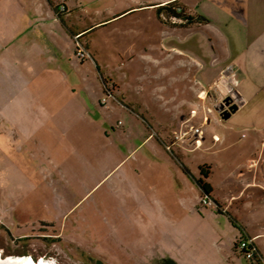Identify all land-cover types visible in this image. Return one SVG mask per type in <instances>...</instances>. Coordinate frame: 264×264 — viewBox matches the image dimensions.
I'll list each match as a JSON object with an SVG mask.
<instances>
[{
  "label": "rangeland",
  "instance_id": "rangeland-1",
  "mask_svg": "<svg viewBox=\"0 0 264 264\" xmlns=\"http://www.w3.org/2000/svg\"><path fill=\"white\" fill-rule=\"evenodd\" d=\"M9 1L1 3L8 7ZM67 2L68 7L76 4L78 10L70 13L61 6L54 10L55 18L48 20L37 18L46 16L47 6L50 9L47 0H39V6L38 0H28L33 9L28 3L23 9L30 16V28L20 32L26 35L36 29L39 34L34 45L25 46L23 60L25 65L31 61L36 74L31 76L23 71L16 77L7 75L13 70L11 67L0 70V117L15 116L11 110L16 105L15 99L18 100L22 106L19 125L34 136L30 140L0 142V243L4 238L10 248L21 242L45 248L54 246L50 250L65 251L72 259L86 263L88 258H99L102 264H110L104 256L112 244L121 264H246L232 247V235H237L238 230L226 219L206 217L204 213L214 209L205 210L201 206L202 197L200 193L197 197L195 189L192 194L183 190L181 199L179 184L186 181L180 168L187 167L191 172L205 169L208 174L213 168L216 174L212 183L218 184L223 171L239 164L237 157L228 154L252 149L249 144L253 134L240 131L238 124L243 122L247 129L249 123L260 121L264 118V107L242 96L237 87L246 104L227 122L208 111L200 91L189 109L175 110L171 104L165 108L170 99L177 103L174 90L189 89L182 77L186 70H178L177 62L187 66L189 82L193 86L197 83V90H204L216 75L224 72L225 69L214 65H219L227 55L223 43L227 34L222 25L228 19L220 11L212 12L208 14L212 20L207 24L188 28L185 19L197 16L174 4L165 6L161 13L152 7L154 1ZM130 9L134 10L126 15L132 14L130 17L114 20ZM12 10L14 23L27 22L17 8ZM164 14L182 23L166 21ZM137 21L138 25L132 23ZM32 23L36 24L33 28ZM159 24L188 29L167 31ZM164 31L166 40L161 36ZM181 38L190 47L176 44ZM174 49L184 50L188 58L178 60ZM35 53L41 58L31 60ZM62 61L64 66L60 64ZM13 64L15 68L21 62L13 59ZM48 65L54 66V72H47ZM160 87L163 88L159 90ZM114 95L124 99L133 113L114 104ZM83 112L88 116L83 117ZM138 117L152 128L149 141L147 128L139 123ZM82 119L95 130L114 128L119 123V130L125 131L126 136L118 137L114 135L116 131L108 129L111 138L96 139L94 143L99 149L94 155L88 149L91 142L82 140L86 136L82 135L86 132ZM162 127L165 134L160 136ZM228 127L233 128L234 137L224 141V130ZM9 132L4 124L0 125L1 135L7 133V137L12 133ZM173 134L178 140H174ZM16 135L19 134L8 139ZM196 139L200 145H195ZM82 145H85L83 158ZM165 147H170V152ZM116 150L118 157L114 154ZM94 161L95 165H101V172L88 168ZM116 164L127 170L135 166V173L125 174L121 182V173H111L110 167ZM78 168L84 171L80 174L85 184L83 193H90L82 202L63 180L66 172ZM93 178L102 183L95 190L89 184ZM32 191L37 199L24 201ZM63 198L74 209L67 221L62 220L63 208L58 206ZM81 215L94 218L82 222ZM45 217L63 227L64 238L71 243L65 239L54 243L50 236L37 237ZM93 224L100 239L98 246L91 248L88 241L95 242L91 237Z\"/></svg>",
  "mask_w": 264,
  "mask_h": 264
},
{
  "label": "crops",
  "instance_id": "crops-1",
  "mask_svg": "<svg viewBox=\"0 0 264 264\" xmlns=\"http://www.w3.org/2000/svg\"><path fill=\"white\" fill-rule=\"evenodd\" d=\"M145 1H154L152 7L154 9H158L159 10L158 12L162 13L163 8L165 6L174 4L175 6L180 7L182 11H184L185 13L192 12L194 13L195 16L201 17L202 19L208 22L212 20V18L208 16V14L212 12L220 11L228 19V22H225L222 25V28L225 29V32L227 34L224 35L225 40L223 41V43L226 44L227 46L226 47L227 55L223 58L222 61L219 62V65H214V66L217 68H221V70L224 69L226 70V68L229 67L234 68L236 80L238 82V89H240V92L243 94L242 96L245 95L247 98H250V100H252L253 102L259 103L261 107H264V105L262 104L264 103V0H145ZM9 2L10 5L8 7H4L5 4L1 3L0 0V61H1L0 70L6 71L7 67H11L13 70L7 72V75H13L17 77L20 76L23 71H27V75L30 74L31 76H34L36 74L35 67L31 65V61H29V63L25 65V62L23 60V52L26 45H31V44L34 45L35 42L34 39L37 38L39 31L33 29L36 32L34 33L33 31L31 32L29 31L26 33V35L28 34V36L23 35V33L20 32L21 29L30 28V25L28 24L30 16L28 17V11L23 9L24 5L28 3V0L25 1L10 0ZM47 2L50 9L47 6L45 11L46 16L40 17L38 15L37 16L38 19H43V18H46L48 20L51 18L54 19L55 18L54 10L58 9L61 6L64 7L66 10H68L70 13H72L74 9L78 10L76 8V4L74 3L73 5L68 7L67 4L69 3L68 2L66 3V0H57L55 3H52L51 0H47ZM10 6H12L11 9ZM38 6H39V0H38ZM13 8H17L21 12V14H24L27 22H22L21 25L19 22L14 23L13 22L14 11L12 10ZM31 8L33 9L32 6ZM81 10H82V6H80V15L82 12ZM34 12L36 15L38 14L37 8L36 10H34ZM133 12L134 10L130 9L125 13H122L120 16L116 17L114 20L121 21L127 17H130L132 14L129 16L126 15ZM70 13H67L66 15L69 17ZM68 17H66V19ZM51 22L52 24H54V20H52ZM132 23L138 25L140 21L132 22ZM36 24L39 25V21L36 22ZM35 25L32 23L31 28H33V26ZM159 25L161 26V28H164V30L167 31L168 29L176 30V29H188L195 27V26H190L188 28H184V27L178 28L170 25H165V26H163V24H159ZM161 36L163 37V40H166L168 38L167 32L165 31ZM178 43L184 45L185 48L190 47L189 42H187L182 38L177 40L176 44ZM184 50L176 51L174 49L176 55L178 56V60H181V58L184 59L188 58L189 55ZM39 57L41 58L39 53H35L32 55L31 60L33 58H39ZM13 59H18V61H20L21 64L17 65V67L14 68ZM60 64L64 66L63 61ZM176 67L178 70H186V73H183L182 77L186 78L184 82H186V86L189 89L184 90V92L181 90L179 91L174 90V93L176 94L175 96L178 97V101L177 103H174V100L170 99L168 103H165V108L167 107V104L168 105L171 104L170 107L175 110H181V109L185 110L186 108L189 109L191 104L192 105L195 104V99L199 91L203 94V99H204L205 89L197 90L198 87L197 83L194 84L193 86L192 83L189 82L188 78L191 77L189 76L190 71L187 69V66L181 64L180 62H177ZM46 68H47V72L48 71L54 72L53 65H48ZM64 69L66 70L67 68ZM220 75H221L220 73L216 75V78L214 80H216ZM180 81H183V78ZM161 88L163 87H160L159 90H161ZM50 90H52V87H50ZM112 94H115L114 90H112ZM248 95H250V97H248ZM112 97L114 99L113 101L114 104L115 103L116 105L120 104L126 110L132 112L131 110L132 107L126 106L124 99L122 98L119 99L116 97V95ZM15 102L16 105L14 107V110H11L15 114V116H5L4 118L0 117V125L4 124L5 130L7 132L12 131L11 135H15V134H19V135H16L14 138L8 139V137H10L11 135L6 137L7 133L4 135L0 134V142H2V144H4L3 142H7L8 140H12V139L15 140L19 139L21 141H24L26 139L30 140L34 138L32 134L24 132V129L20 127L19 112L21 111L22 106H20L18 100L15 99ZM114 104H111L110 106ZM100 106L102 107L101 103ZM82 115L83 117L88 116L87 112H83ZM138 121L144 127L147 128L146 129L148 135L147 140L149 141L151 138L150 135L152 130L150 124L144 118L141 117H138ZM82 125L86 127V132L82 134L86 136L83 137L82 140L84 141L88 140L91 142L88 146V149L90 152H94V155L95 153H98L97 149H99V147L96 146L94 143L96 139L108 140L109 138H111L108 129L111 128L112 133L116 131L114 135L117 134L118 137L126 136L125 131L121 132L119 130L118 127L120 126L119 123L117 126H114V128L113 127L109 128L106 126L105 129L98 128L95 130L91 126H87L88 124L85 123L84 120L82 119ZM238 127L240 128V131L251 132L253 134L251 136V143L249 144V146H251L252 149L249 150L243 149L237 152L233 151L230 152V154H228V157H232V158L237 157L239 164H235V166H229V168L226 171H223L221 176V181H219L218 184L214 185L215 184L214 181L212 183L216 171H213L212 168L209 174L207 173L208 183L212 188L211 198L213 202L218 205L219 211L214 210L213 212H205L204 215H206V217L217 216L218 218L221 217L223 219H226L232 228H234L236 231L238 230L237 235H232L233 237L232 247L235 253H237V251L234 248V244L239 239L244 238L250 245H252L256 249L257 252L256 257L257 260L260 262L262 259H264V118H262L260 121L256 123H249L247 129H245L246 126L244 125L243 122H240V124H238ZM219 128L223 129V127H219ZM161 131L162 132L160 136L165 134L163 127L161 128ZM224 132H225V135L223 137L224 141H226L227 137L228 139H233L234 134L232 127L226 128ZM159 141H161V139H159ZM6 147L7 146H4V148ZM83 148H85V145H82V150L80 151L82 152V158L84 157ZM114 154L115 157H118L117 150ZM95 164L96 161L92 162L91 166L88 167L90 168V171L101 172L102 171L101 165L97 166ZM82 169L83 168H78L75 169L74 172H66V175H63V180H65L67 185L70 186L68 187V190H72L73 193L77 195L80 202L86 199L90 194L88 193L84 195L83 193L82 185L85 186V184L82 181V175H80L81 172H84ZM110 169H111V173H115V172L116 174L121 173V175L119 176V180L125 174H129V175L134 174L136 170L135 166H132L131 170H127L125 166L122 164H116L115 166L110 167ZM180 170L182 171V174L184 175L183 176L184 181L186 182L184 183L185 186L183 184H179V192L182 194L183 190H185L187 194L189 193L192 194V192L195 189L197 197H199L198 195L200 191L195 185H194L195 188H193L192 184L193 181L200 180V171L198 170L196 172L195 170L194 172L193 171L191 172L189 168L185 167L186 172L190 174L189 177L184 172L183 169ZM70 173H74L77 175L71 177V175H69ZM58 177L60 178V176ZM89 184L90 186H93V190H95L102 183L98 182L97 179L93 178V180L89 181ZM215 194H217V196ZM182 198H183V194L181 195V199ZM30 199H37L34 191L30 192V194L24 197V201ZM58 206L59 208H63L62 220L63 221L69 220L72 217L71 213L74 211V209H71L68 206V202L66 198H63V202H60ZM93 218L94 216L85 217L81 215L82 222H86V221L90 222ZM107 220H108L107 217H105V221ZM42 221L43 223H40L42 228L41 230H38L40 234L37 237L50 236L52 238V241L54 242H59L62 239L63 240L65 239L64 238V234L66 233L65 229L63 227H58L55 224L54 219L45 217L43 218ZM91 227L93 230L91 237L95 238V242L91 243V241L89 240L88 246L92 248V246L94 245L96 247L98 246L97 242L99 241L100 237L96 235L98 231L97 226L93 224ZM69 240L70 239H67L66 241L70 242ZM105 252L106 254L104 257L109 258V260H107L108 263L121 264V259L119 261L118 257H116L115 251L112 248V244L109 246V250ZM95 261H99V258H95Z\"/></svg>",
  "mask_w": 264,
  "mask_h": 264
},
{
  "label": "flooded vegetation",
  "instance_id": "flooded-vegetation-1",
  "mask_svg": "<svg viewBox=\"0 0 264 264\" xmlns=\"http://www.w3.org/2000/svg\"><path fill=\"white\" fill-rule=\"evenodd\" d=\"M220 76L205 88L204 103H206L208 107V111L211 112H214L213 107L219 108L218 105L220 104H222L225 107L223 111L227 110L231 106L229 104L231 102L229 98L230 95L233 94L234 92H237V88L231 90V85H234L236 81L235 77L234 80L233 79L229 80L230 81L229 83L228 82L220 83L223 80L220 79ZM233 95L235 97V94ZM224 100H225V104H223ZM3 239H2L3 242L0 243V254L2 255V258L30 257L34 261L44 260L54 264H77V263L82 264V262L84 264H101V262L95 261L93 258H88L87 263L80 259L79 260L72 259L71 256L67 255L65 251H60L61 253H58V251L50 250L51 247L54 246H48L46 248L40 245L33 246L34 243L32 245L31 244L32 242L31 243L21 242L18 243L17 245L13 244L14 248H10V246ZM27 249H29V251ZM6 253L7 255H5Z\"/></svg>",
  "mask_w": 264,
  "mask_h": 264
},
{
  "label": "water",
  "instance_id": "water-1",
  "mask_svg": "<svg viewBox=\"0 0 264 264\" xmlns=\"http://www.w3.org/2000/svg\"><path fill=\"white\" fill-rule=\"evenodd\" d=\"M163 18L166 21H171L174 24H181V21H176L175 18H169V15L164 14ZM234 77L236 79V75H235V70L232 67L227 68L220 76V79H223L220 83H224V82H230L229 80H234ZM238 86V82L237 80L235 81L234 85H231V90L236 89ZM235 94V97L234 95ZM233 94L230 95V100L231 102L229 103L231 106L225 110H224V106L222 104L218 105L219 108L213 107V111L216 113V115H218L219 119L222 122H227L228 120H230V118L236 114L241 108L244 107L245 102L244 100L240 97V95L237 92H234ZM223 104H225V100L223 102ZM228 105V104H227ZM0 264H54L51 262H47L44 260H38V261H34L32 258L30 257H6V258H2V255L0 254Z\"/></svg>",
  "mask_w": 264,
  "mask_h": 264
},
{
  "label": "trees",
  "instance_id": "trees-1",
  "mask_svg": "<svg viewBox=\"0 0 264 264\" xmlns=\"http://www.w3.org/2000/svg\"><path fill=\"white\" fill-rule=\"evenodd\" d=\"M203 24H207V21H205L204 19H202L201 17H193L190 19H185V26H198V25H203ZM174 137V134H173ZM174 140H178L174 137ZM172 147L174 145H171ZM165 150L167 152H170V147H165ZM180 169H183L184 172L190 177V174L186 172L185 167H181ZM200 171V180L199 181H193V184L198 188V190L200 191L201 197H202V201H201V206L204 207L205 209H214L216 211H219V207L216 203L213 202L212 198H211V194H212V188L210 186V184L208 183V175L206 171L209 170H205V169H199ZM205 204H204V203ZM232 222V221H231ZM241 242H247L244 238L239 239L235 244H234V248L237 252H239V255H241L244 260L246 261L247 264H261V262H259L257 260L256 257V249L250 245L249 247V251L253 252V258L252 260L247 261L245 259V253L240 251L239 246Z\"/></svg>",
  "mask_w": 264,
  "mask_h": 264
},
{
  "label": "built area",
  "instance_id": "built-area-1",
  "mask_svg": "<svg viewBox=\"0 0 264 264\" xmlns=\"http://www.w3.org/2000/svg\"><path fill=\"white\" fill-rule=\"evenodd\" d=\"M103 104V103H102ZM191 133L193 134V135H196L195 134V132L193 133L192 131H191ZM187 135V134H186ZM183 136H185V135H183ZM197 141V142H196ZM196 143L197 144H199L200 145V140H195V145H196ZM204 203V202H203ZM205 204V203H204ZM249 247H250V244L248 243V242H241L240 243V246H239V249H240V251H242V252H244L245 253V259L247 260V261H249V260H252V258H253V252L252 251H249ZM261 264H264V259H262L261 261Z\"/></svg>",
  "mask_w": 264,
  "mask_h": 264
}]
</instances>
